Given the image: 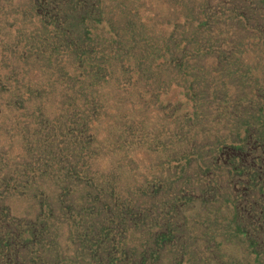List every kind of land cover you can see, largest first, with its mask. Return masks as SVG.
I'll return each mask as SVG.
<instances>
[{
  "label": "rangeland",
  "instance_id": "rangeland-1",
  "mask_svg": "<svg viewBox=\"0 0 264 264\" xmlns=\"http://www.w3.org/2000/svg\"><path fill=\"white\" fill-rule=\"evenodd\" d=\"M0 178L28 264H264V0H0Z\"/></svg>",
  "mask_w": 264,
  "mask_h": 264
},
{
  "label": "trees",
  "instance_id": "trees-1",
  "mask_svg": "<svg viewBox=\"0 0 264 264\" xmlns=\"http://www.w3.org/2000/svg\"><path fill=\"white\" fill-rule=\"evenodd\" d=\"M86 16L83 17V20H85ZM74 22L66 25L67 27H70V31H75L79 30L80 27V22L82 20H78V17H74ZM65 25V24H64ZM64 33V31H63ZM77 37V36H76ZM76 37L71 35V39L67 41L66 43L62 42V36L60 37L57 34V42L53 43V45H50L48 47H44L43 50L46 48H50V50L54 53L59 47H63L65 51L66 47L72 46L76 44L77 47H79L78 40H76ZM61 39V40H60ZM60 43V45L58 44ZM59 45V46H58ZM16 97L23 95L21 92L17 93L16 92ZM5 174L3 177L7 178ZM4 178H0V184H7L8 181H5ZM8 187L5 186L0 189V204L7 210L9 209V205L6 204L9 201L7 200V194H8ZM60 204H55V211L59 210H64V208L68 207L67 202L64 203L63 200H59ZM237 208L236 212V219L242 220L244 218L245 210L246 208H243L242 205H236ZM70 209V207H68ZM248 212V210H247ZM38 222V220L36 221ZM195 224H200V222L195 223ZM35 223L32 224H26L24 228L22 226L18 227L17 229L14 228V232L5 235V233H0V264H28V256L33 253L32 250H30L28 247V243L32 241L35 237H37L40 234V228L36 225ZM261 232V231H260ZM260 232L256 233L258 235ZM24 233L25 236H24ZM250 238H255L253 234H249V239ZM253 243H260L259 241L253 242ZM252 243V244H253ZM31 251V252H30ZM264 252V251H263ZM37 264H57L56 260L55 262H51L49 260H44V261H39Z\"/></svg>",
  "mask_w": 264,
  "mask_h": 264
}]
</instances>
